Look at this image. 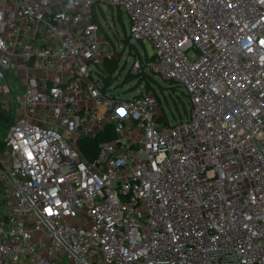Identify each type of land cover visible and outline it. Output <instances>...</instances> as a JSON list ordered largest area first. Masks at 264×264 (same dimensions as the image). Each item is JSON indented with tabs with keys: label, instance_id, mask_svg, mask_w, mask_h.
<instances>
[{
	"label": "built area",
	"instance_id": "built-area-1",
	"mask_svg": "<svg viewBox=\"0 0 264 264\" xmlns=\"http://www.w3.org/2000/svg\"><path fill=\"white\" fill-rule=\"evenodd\" d=\"M96 2L185 118L103 89ZM0 113V264H264V0H0Z\"/></svg>",
	"mask_w": 264,
	"mask_h": 264
},
{
	"label": "rangeland",
	"instance_id": "rangeland-1",
	"mask_svg": "<svg viewBox=\"0 0 264 264\" xmlns=\"http://www.w3.org/2000/svg\"><path fill=\"white\" fill-rule=\"evenodd\" d=\"M93 17L102 25L108 41L110 49L117 60V70L113 73V79L109 83V92L117 95L119 98H130L137 94L140 85L143 82L136 84V74L140 73L138 68H135L134 61L137 56L141 60L145 56L153 54L152 46L146 41L132 40L129 37V23L124 11L118 7H111L106 3L96 2L92 5ZM135 55H133V52ZM137 53V55H136ZM115 58L114 56H112ZM104 67L103 63L91 66L93 72L99 71V68ZM146 73L151 75V86L155 90L159 106L162 109L163 116L160 117L161 122H173L178 119L185 118L190 109V99L186 91L178 84L171 83L163 79L159 75H155L148 70ZM125 77H130L126 80ZM100 81H102L100 79ZM12 83V80L9 79ZM14 87V86H12ZM14 94H20V91L14 87ZM9 113H5L9 116ZM6 125L0 120V141L4 136ZM88 139V138H82ZM81 140L79 143L83 145ZM4 146V142H0V148Z\"/></svg>",
	"mask_w": 264,
	"mask_h": 264
},
{
	"label": "trees",
	"instance_id": "trees-1",
	"mask_svg": "<svg viewBox=\"0 0 264 264\" xmlns=\"http://www.w3.org/2000/svg\"><path fill=\"white\" fill-rule=\"evenodd\" d=\"M94 20L97 22L99 29L101 31H104L102 25L95 18H94ZM149 58H150V56H145L144 57V59H149ZM117 60L118 59L116 57L113 58L111 56V57H105L103 59V61L101 62V63H103L104 67L99 68V71H97V75L99 76V78L104 83L103 89H105V86H108L109 83H110V81H111V79H113V73H114V71L117 70V65H118ZM135 76H136V84L137 85H139V83L143 82L144 88H152L151 83H150L151 82V79H152L151 78V75L148 74V73H146L143 68L140 71V73L136 74ZM125 79L128 81L131 78L130 77H125ZM169 82L174 83L173 81H169ZM156 97H157V95H156ZM157 100H158V98H157ZM3 123H5V122H3ZM5 125L7 127V123H5ZM104 138H111V135H106L103 138L100 136V138L97 137V138H94V139L88 138V139L81 140L82 138H80L79 141L81 140V142H82L83 145L81 146V144L79 143V141H78V145L81 148L84 156H86V157H93L96 154V149H97V146L96 145H97V142L100 139H104ZM1 141H2V139H1ZM3 147L4 146H2L0 148V150L3 149Z\"/></svg>",
	"mask_w": 264,
	"mask_h": 264
},
{
	"label": "water",
	"instance_id": "water-1",
	"mask_svg": "<svg viewBox=\"0 0 264 264\" xmlns=\"http://www.w3.org/2000/svg\"><path fill=\"white\" fill-rule=\"evenodd\" d=\"M0 120L4 122L7 121L6 117L2 113H0Z\"/></svg>",
	"mask_w": 264,
	"mask_h": 264
},
{
	"label": "crops",
	"instance_id": "crops-1",
	"mask_svg": "<svg viewBox=\"0 0 264 264\" xmlns=\"http://www.w3.org/2000/svg\"><path fill=\"white\" fill-rule=\"evenodd\" d=\"M4 122V121H3Z\"/></svg>",
	"mask_w": 264,
	"mask_h": 264
}]
</instances>
